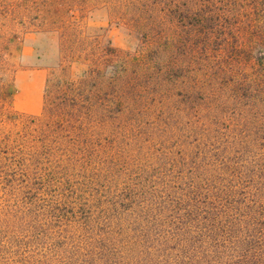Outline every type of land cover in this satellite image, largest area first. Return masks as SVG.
<instances>
[{
  "label": "trees",
  "instance_id": "1",
  "mask_svg": "<svg viewBox=\"0 0 264 264\" xmlns=\"http://www.w3.org/2000/svg\"><path fill=\"white\" fill-rule=\"evenodd\" d=\"M19 9L73 73L0 129V264H264V0H0Z\"/></svg>",
  "mask_w": 264,
  "mask_h": 264
},
{
  "label": "rangeland",
  "instance_id": "2",
  "mask_svg": "<svg viewBox=\"0 0 264 264\" xmlns=\"http://www.w3.org/2000/svg\"><path fill=\"white\" fill-rule=\"evenodd\" d=\"M73 13L74 9H70V14ZM34 16L35 12L19 9L13 20L7 16L0 17V129L12 127L10 117L39 115L47 78L59 72L73 73L68 59L62 68L57 65V33L37 32L44 26L38 25L39 21L33 19ZM67 17L72 20V17ZM78 19L83 30H96L103 41L109 39L110 45L117 50H133V40L120 28L107 25L104 19Z\"/></svg>",
  "mask_w": 264,
  "mask_h": 264
}]
</instances>
